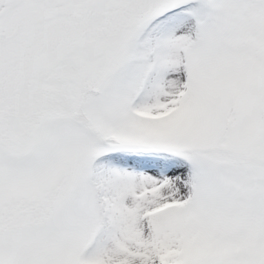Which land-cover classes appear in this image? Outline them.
<instances>
[{
    "label": "snow or ice",
    "instance_id": "1",
    "mask_svg": "<svg viewBox=\"0 0 264 264\" xmlns=\"http://www.w3.org/2000/svg\"><path fill=\"white\" fill-rule=\"evenodd\" d=\"M0 264H264V0H0Z\"/></svg>",
    "mask_w": 264,
    "mask_h": 264
}]
</instances>
